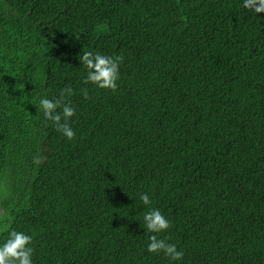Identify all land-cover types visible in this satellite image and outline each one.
I'll return each mask as SVG.
<instances>
[{"label":"trees","instance_id":"1","mask_svg":"<svg viewBox=\"0 0 264 264\" xmlns=\"http://www.w3.org/2000/svg\"><path fill=\"white\" fill-rule=\"evenodd\" d=\"M243 4L0 0V246L17 231L33 264H264V13ZM84 50L124 57L115 92L83 83ZM69 85L72 140L39 104ZM152 208L181 260L148 252Z\"/></svg>","mask_w":264,"mask_h":264},{"label":"clouds","instance_id":"2","mask_svg":"<svg viewBox=\"0 0 264 264\" xmlns=\"http://www.w3.org/2000/svg\"><path fill=\"white\" fill-rule=\"evenodd\" d=\"M243 6L257 14L264 13V0H244ZM83 67L87 69V77L83 83L93 84L104 90L115 92L118 88L119 69L124 57L108 56L92 51H83L79 57ZM81 93L87 99L88 89L82 88ZM74 95L71 85L65 87L59 99L41 98L39 104L43 109L46 120L52 122L55 129L62 133L68 140L75 137V132L70 126L71 119L75 115V109L68 97ZM36 163L41 161L37 159ZM140 200L144 205L152 202L147 194H141ZM144 225L147 232L153 233L149 237L148 252L153 254L163 253L172 261H179L184 253L177 249L175 244L169 243V238H159L158 234L166 232L170 227V221L165 218L160 210L152 208L144 214ZM32 237L22 232L11 231L7 241L0 246V264H33L34 249L31 247Z\"/></svg>","mask_w":264,"mask_h":264},{"label":"rangeland","instance_id":"3","mask_svg":"<svg viewBox=\"0 0 264 264\" xmlns=\"http://www.w3.org/2000/svg\"><path fill=\"white\" fill-rule=\"evenodd\" d=\"M0 213H1V211H0ZM2 221V219H1V217H0V222Z\"/></svg>","mask_w":264,"mask_h":264}]
</instances>
